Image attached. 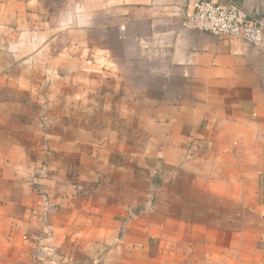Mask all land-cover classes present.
I'll list each match as a JSON object with an SVG mask.
<instances>
[{
    "label": "crops",
    "instance_id": "crops-1",
    "mask_svg": "<svg viewBox=\"0 0 264 264\" xmlns=\"http://www.w3.org/2000/svg\"><path fill=\"white\" fill-rule=\"evenodd\" d=\"M186 2L0 0V264L264 256V44L182 27Z\"/></svg>",
    "mask_w": 264,
    "mask_h": 264
},
{
    "label": "built area",
    "instance_id": "built-area-1",
    "mask_svg": "<svg viewBox=\"0 0 264 264\" xmlns=\"http://www.w3.org/2000/svg\"><path fill=\"white\" fill-rule=\"evenodd\" d=\"M181 26L257 47L264 44V13L251 10L238 0H187ZM34 187L48 206L44 186L36 182Z\"/></svg>",
    "mask_w": 264,
    "mask_h": 264
},
{
    "label": "rangeland",
    "instance_id": "rangeland-1",
    "mask_svg": "<svg viewBox=\"0 0 264 264\" xmlns=\"http://www.w3.org/2000/svg\"><path fill=\"white\" fill-rule=\"evenodd\" d=\"M71 249L68 255H65L62 251H54L51 254H47V258L44 255L36 257V264H102L105 261V255L109 251L105 246L98 247L96 249V259L91 258L81 261L80 259L72 261L71 253L86 254L84 251H79V246H76L71 242ZM153 250L148 252L149 255L155 259L150 264H264V256L255 260H241L234 261L233 259H226L221 256H207L204 250L197 251L193 244H181L167 242L163 244H153ZM98 253V254H97ZM158 255V258L156 257ZM23 264L25 262L23 261Z\"/></svg>",
    "mask_w": 264,
    "mask_h": 264
}]
</instances>
